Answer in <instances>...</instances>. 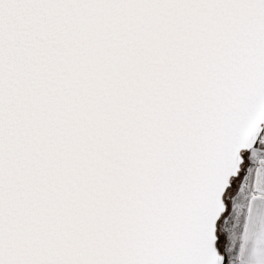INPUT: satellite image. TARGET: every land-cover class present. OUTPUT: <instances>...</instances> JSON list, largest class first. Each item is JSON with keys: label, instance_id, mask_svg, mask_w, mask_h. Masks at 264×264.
<instances>
[{"label": "snow or ice", "instance_id": "obj_1", "mask_svg": "<svg viewBox=\"0 0 264 264\" xmlns=\"http://www.w3.org/2000/svg\"><path fill=\"white\" fill-rule=\"evenodd\" d=\"M0 264H264V0H0Z\"/></svg>", "mask_w": 264, "mask_h": 264}]
</instances>
